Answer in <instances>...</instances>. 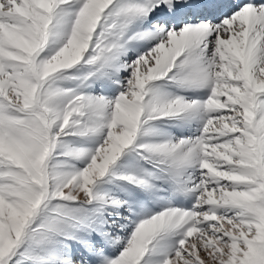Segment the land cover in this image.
<instances>
[{"label": "snow or ice", "instance_id": "6c2138e0", "mask_svg": "<svg viewBox=\"0 0 264 264\" xmlns=\"http://www.w3.org/2000/svg\"><path fill=\"white\" fill-rule=\"evenodd\" d=\"M0 264H264V0H0Z\"/></svg>", "mask_w": 264, "mask_h": 264}]
</instances>
